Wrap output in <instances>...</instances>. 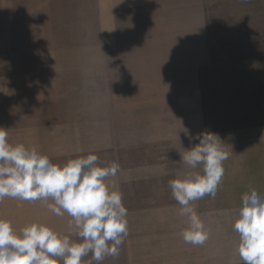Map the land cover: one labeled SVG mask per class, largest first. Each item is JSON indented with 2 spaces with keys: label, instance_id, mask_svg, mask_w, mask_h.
<instances>
[{
  "label": "crops",
  "instance_id": "0c3cea01",
  "mask_svg": "<svg viewBox=\"0 0 264 264\" xmlns=\"http://www.w3.org/2000/svg\"><path fill=\"white\" fill-rule=\"evenodd\" d=\"M263 70L264 0H0V90L9 94L0 96V128L9 143L61 166L89 154L120 165L109 182L122 193L128 234L119 256L100 264H243L233 230L241 197L264 192V84L245 83ZM205 131L230 155L215 198L192 202L209 232L194 246L182 238L187 217L168 181L202 171L180 161ZM47 203L6 197L0 218L78 241L71 217Z\"/></svg>",
  "mask_w": 264,
  "mask_h": 264
},
{
  "label": "clouds",
  "instance_id": "9594fccd",
  "mask_svg": "<svg viewBox=\"0 0 264 264\" xmlns=\"http://www.w3.org/2000/svg\"><path fill=\"white\" fill-rule=\"evenodd\" d=\"M199 143L181 154L180 164L195 170L168 181L172 196L187 217L181 235L185 243L204 245L209 232L193 203L205 196L215 198L224 176L223 162L229 153L218 134L205 131L191 137ZM99 157L89 154L64 165L24 144L12 145L8 132L0 128V201L13 198L44 201L58 217H71L68 227L79 238L70 239L43 223H32L17 231L0 218V264H100L117 258L128 234L122 193L109 182L120 171L116 162L100 166ZM233 230L239 235L238 254L243 264H264V192H245ZM90 255L85 262L84 257Z\"/></svg>",
  "mask_w": 264,
  "mask_h": 264
},
{
  "label": "rangeland",
  "instance_id": "374dc122",
  "mask_svg": "<svg viewBox=\"0 0 264 264\" xmlns=\"http://www.w3.org/2000/svg\"><path fill=\"white\" fill-rule=\"evenodd\" d=\"M84 4V6H85V3H83ZM85 9H87L88 11H86L87 12V14H89L88 12H90V13H92L93 12V8H89V7H87V6H85L84 7ZM84 9V10H85ZM86 13H84V15H87ZM85 31H86V29H89V31L88 32H92L93 30H94V24L93 23H91L90 25H88V27L87 28H83ZM91 41V43H94L95 42V39L93 38V39H91V40H89L88 42H90ZM73 43V42H72ZM76 43H78L79 45H81L82 46V43L80 44V42L78 41V42H76ZM84 44V43H83ZM96 49V47L95 46H92V52L94 51ZM88 51V50H87ZM79 59L81 60V62H84V60L85 59H87V58H85V57H83V56H81V57H79ZM67 61H69V56L67 57ZM237 74V73H236ZM250 74V73H249ZM252 74V76L254 77L253 78V80L251 81V83L249 82V83H245V85H247L248 86V88L249 87H256V86H261L262 84H264V70L263 71H259V72H254V73H251ZM104 76H105V73H104ZM66 80H67V82H78V80H79V77H77V75H76V73L74 72V71H66ZM236 80H238V84L240 85L241 83L239 82V81H243V82H245L244 80H243V78H240L239 76H238V78L236 79ZM68 91V90H67ZM72 93H73V90H71V94H70V96L71 97H73L72 96ZM2 95H5V96H7V95H9L8 94V91H7V89H1L0 90V96H2ZM67 95H69L68 93H67ZM77 106H79V105H69V110L70 111H72L73 112V109H75ZM82 107H84V109H81V111H83V112H87V118L86 119H88L89 118V111H90V105H87V107H85V106H82ZM71 112V113H72ZM79 114H81V112L79 113ZM67 121L68 122H70V117L69 116H67ZM86 119H85V121H86ZM73 122H81V120H73ZM74 124H76V123H74Z\"/></svg>",
  "mask_w": 264,
  "mask_h": 264
}]
</instances>
